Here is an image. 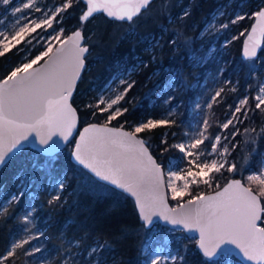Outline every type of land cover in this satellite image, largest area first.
I'll return each instance as SVG.
<instances>
[{
	"label": "trees",
	"instance_id": "obj_1",
	"mask_svg": "<svg viewBox=\"0 0 264 264\" xmlns=\"http://www.w3.org/2000/svg\"><path fill=\"white\" fill-rule=\"evenodd\" d=\"M222 2L155 0L131 22L113 20L105 14L82 22L86 4L83 0L75 1L66 11L63 25L67 34L83 27L91 53L73 104L79 112L81 126L97 122L129 130L149 118L161 120L176 109L167 118L175 120L174 124L139 133L149 140L152 153L165 166L169 158L180 157L179 149L173 145L194 133L195 127L204 120L210 125L206 132L208 143H212L220 132L218 121L224 120V113L230 112L239 99L247 96L246 109L250 116L243 120L242 127H254V131L244 150L242 145L234 149L236 152L232 157H235L237 171L230 172L226 168L215 173L214 186L206 192L221 188L229 178H241L257 192L260 191L259 184L248 181L247 177L259 170L264 160V132L259 123L260 113L253 103L264 78V47L255 60H244L241 49L245 32L254 21V13L264 6V0H238L235 5L245 15L233 23L232 32L239 37L231 38L228 34L230 42L210 54V42L204 30L222 7ZM185 9L189 15L181 18ZM100 21L107 25L105 33L100 28ZM172 40H176V44L171 43ZM22 55L11 49L0 56L1 79L21 65ZM193 57L204 59L202 63H196ZM125 77L127 81L120 84V90H125L128 84L132 87L127 90L120 107L128 111L108 123L109 112H101L95 105L111 81ZM221 88L224 91L217 97V102L212 103L213 92ZM208 104L212 107L204 109ZM103 107L105 105H100ZM67 149L53 160L26 148L1 170L0 206L7 207V212L0 216V255L22 236L36 237L25 245V249H18L16 256L5 264H65L66 259L71 264H89L92 258L87 255L88 246L95 240L107 241L110 246L95 257L102 264H142L146 259L143 246L150 231L141 221L134 201L75 164ZM245 159L247 164H244ZM21 176L27 178L31 187L23 189L24 195L17 202L6 204L12 195L21 191ZM85 176L89 179L85 180ZM61 180L64 187L59 189L56 184ZM56 196L59 200L49 203ZM33 208L31 222L25 225L23 216ZM85 236L87 239L79 248L66 243ZM191 245L195 248L196 260L190 258L189 249L187 253L184 251L185 262L181 264L187 261L211 264L198 251L196 242ZM33 247H39L41 251L34 256L24 254Z\"/></svg>",
	"mask_w": 264,
	"mask_h": 264
},
{
	"label": "snow or ice",
	"instance_id": "obj_2",
	"mask_svg": "<svg viewBox=\"0 0 264 264\" xmlns=\"http://www.w3.org/2000/svg\"><path fill=\"white\" fill-rule=\"evenodd\" d=\"M0 3L8 5L10 0H0ZM151 3L152 0H126L124 3L119 2V0H86L87 10L83 13L81 20L87 21L95 12L103 10L109 17L131 21L142 9H147ZM71 6L72 0H66V3L56 9L55 12H52L51 15L44 12L45 18L39 21L30 20L28 16L17 18L18 28L12 33L11 40L19 44L27 35L31 37L27 40V43L31 44L36 39L32 36V33L45 26L52 28V22L56 19V16ZM25 9L41 12L36 0H27L23 3L22 8L16 7L14 10L19 13ZM188 15L189 11L185 9L181 18ZM255 16L258 17V25L262 26L261 31L264 32V8L257 11ZM239 19H243V17L237 16L236 20L232 22L235 23ZM21 21L25 22L21 23ZM221 27L227 28L228 25L223 24ZM256 31L257 29L254 27L252 32L255 33ZM177 36H179V33H177ZM52 39L58 40L59 36H53ZM81 39L82 33L76 31L73 36L63 41L61 47L55 52H53L52 45L49 44L47 50L41 53L40 56L17 67L0 83V168L11 159L10 154L23 149V142L28 141L32 133L39 137V144L44 146L40 151L47 153L53 160L55 159L54 153L60 147V142L58 140L53 141V136L59 135L63 137L64 141H67L72 135V131L76 126V110L71 107L68 100L72 95L75 81L79 78L80 71L84 66V53L88 52L87 47L81 46ZM248 39L252 40V36H249ZM6 41H9L8 34L5 31H0V45L3 48V50H0V56L9 51V43ZM171 43L176 44V40H172ZM49 53H52V55H49ZM244 55L248 59L256 57L255 44L252 47L246 45ZM44 56L48 57L46 64L33 69V65ZM193 59L196 63H202L204 58L196 59L193 57ZM29 69L32 70L29 71ZM121 82L125 83V81ZM131 87L132 85L128 84V87L123 92L117 93L114 98L105 99L103 96L99 98V102L95 107L101 112H109L108 123L128 111L127 108L120 107H116L114 111L110 110L124 99L127 90ZM223 91L224 89L221 88L215 92L212 103L217 102V97H220ZM232 91H235V88ZM255 100L257 101L255 108L264 111V108L261 107L264 105V86L259 87ZM247 104V98L240 100L232 117L223 123L221 127L224 129H227L229 125L235 127L233 121L242 123L235 113H240ZM100 105H105V107L100 108ZM89 107H92V105H89ZM208 107L211 108L212 104H208ZM244 117L247 119V112L244 113ZM174 123L175 120L169 119H148L147 122L140 123L131 132L123 131L122 126L109 128L107 124L104 126L90 125L80 134L79 142L75 144L72 155L79 164L84 165L96 177L110 181L118 188L132 193L136 197L140 217L145 226H152L154 224L153 217L159 216L172 225L182 226V229L198 230V247L203 256L211 261V264H228V260L234 252V249L230 247L231 245H235L249 261L264 264V227L257 226L260 213L264 209L261 208L259 199L253 194L252 189L244 187L239 180L231 181L222 191L216 192L214 196L205 198L203 195H198L193 197L188 201V204L190 206L196 205L194 208L188 207L185 209L184 205L181 204L179 206L182 209L180 213H176L175 209L168 208L162 191L164 174L160 165L148 153L145 141L137 139L136 134L150 131L161 125ZM209 126L208 121L204 120V130L198 131L195 138H190L187 144L173 145L181 153H184L185 157H193L189 163L195 164L198 169V171L189 170L187 172V176L192 178L190 182L186 177L178 175L177 172L169 171L168 186L171 188L173 199L182 196L183 191H187L189 183L199 182L210 185V179L200 180L199 178L211 172H221L226 164H228V171H237V164L235 162L229 163L227 160L226 154H230L229 147L223 145L218 150V146L221 144V136L219 135L215 136L210 151L207 153L208 156L215 155L219 159L213 158L211 162L207 160L200 161V158L205 155V151L201 150L200 146L208 139L205 133ZM244 131L247 133L250 130L245 129ZM261 131L264 132V128ZM236 134H239V129L233 133V136ZM224 139L227 140L228 137H224ZM164 142L166 143V141ZM197 161L200 162L197 163ZM45 163L48 164L50 161H45ZM244 164H247V159H245ZM39 166L43 167V165ZM173 177L185 179L183 191H178L173 183ZM87 179L89 177L85 176V180ZM247 180L258 183L260 185V195L264 196V165H262L259 174H251L247 177ZM143 183L153 185L152 195L147 198H142L138 191ZM20 186L21 191L11 196L8 201L9 204L17 202L24 195L23 189L26 187V182L22 176ZM57 187L62 189L64 187L63 182L61 181ZM57 200H59V196L54 197L49 203H55ZM197 201L200 203L197 204ZM34 210L33 208L31 211L25 212L23 216L25 225L31 222V212ZM6 212L7 207H3L0 216ZM24 231H28L27 227ZM33 239H36V237L29 234L13 242L11 247L3 255H0V264H5V261L15 257L17 250L25 249V245H28L29 241ZM86 239V236L74 239L69 241V245L79 248L82 241ZM150 239V237L146 238L143 246L146 256L144 264H166L168 260H172L174 264L177 259L176 256L162 257L159 254V249L156 253L149 250ZM109 247L107 241L101 242L100 240H95L93 245H89L87 255L92 258L89 260V264H93V262L94 264H102L95 257L102 250ZM40 251L39 247H33L25 250L24 254L34 256L35 253ZM65 264H71V262L66 259Z\"/></svg>",
	"mask_w": 264,
	"mask_h": 264
},
{
	"label": "rangeland",
	"instance_id": "obj_3",
	"mask_svg": "<svg viewBox=\"0 0 264 264\" xmlns=\"http://www.w3.org/2000/svg\"><path fill=\"white\" fill-rule=\"evenodd\" d=\"M75 1H78V0H72V4ZM237 1L238 0H223L222 7H220L217 14L214 15V17L212 18V20L209 22L206 29L204 30V33L208 37V40L210 42V54H213V53H215V51L222 49L225 44L230 42V40L227 39L228 34L229 35L231 34V36H232L231 38H238L239 37L238 34L232 32V27H233L232 21L236 20L237 16L243 17L245 14L242 12V9H240V7L238 8L235 5L237 3ZM25 2H27V0H10V3L8 5H4L3 3H0V31H5L9 36V41H6L9 43V50L16 49L17 52L23 53V55L21 56L22 57L21 58L22 63L20 66H22L24 63L30 62L31 60L35 59V57L40 56L41 53H43L44 51L47 50L49 44L52 45V48L54 50L56 48V46L58 44H60L71 33L70 32L69 34H67L65 27L63 25V19L65 18L66 11L69 9V8H67L65 11L60 12L56 16V19L52 22L53 23L52 28H47V26H45L44 28L37 29L35 33H32V36L36 37V39H34L31 44L27 43V40L31 39V37H29L27 35L23 41H21L19 44H16V42L14 40H11V35L18 28V25L16 23L17 18L23 17V16H28L30 20L39 21V20L45 18L43 15L44 12H48L49 15H51L52 12H55L56 9L62 7L63 4L66 3V0H36L37 6L41 8V12H35L32 9H25L19 13L15 12L14 9L16 7L22 8L23 3H25ZM163 4H165V3H163ZM86 8H87V5H86ZM221 13H223V14H221ZM255 13H254V15H255ZM100 14H103V13H100ZM238 21L239 20H237L236 22H238ZM24 22L25 21H21V23H24ZM128 22H131V21H128ZM94 23H95V21L90 26H92ZM99 24H100V28L102 29V32L105 33L107 31L106 23L104 21H100ZM223 24H227L228 27L222 28L221 25H223ZM79 28L83 29V27H79ZM248 31L249 30H247L245 32V35L247 34ZM232 34H234V35H232ZM57 35L59 36V39L53 40L52 37L57 36ZM245 35H244V37H245ZM220 41H221V43L218 44ZM87 43L89 44L88 40H87ZM0 50H3L2 45H0ZM46 57L47 56L42 57L33 66L42 62ZM126 78L127 77L119 78L118 81H113V82L111 81L106 86L107 87L106 91L102 92L99 96L100 97L103 96V97H105V99H108L109 97L114 98V96L117 93L124 91V90H120V84H122L121 81L126 82L127 81ZM261 86H264V78H263V82L261 83V85L259 87H261ZM259 87H258V89H259ZM258 89L255 93V96L258 94ZM215 92L216 91L213 92V95L215 94ZM213 95L211 97H213ZM255 96H254V102L253 103L256 104L257 101L255 100ZM245 98H247V96H244L241 99H239L238 103L234 107H231L229 109L230 112L224 113L225 119L219 120L217 123L219 128H220V132L217 133V135L221 136V144H220V146H218V150L220 148H222L223 145H227L229 147L230 154H226V157H227V160L229 161V163L235 162V157H232L233 154H235V152H236L234 150L235 148L241 147V145H242L243 150L246 148V146H247L246 144L248 143L250 136L252 135V129H254V127H252V128H243L242 127V125L245 124V122L243 120H246L244 117V113L247 112V119L250 116V112H249V110L246 109V105L244 106V108H242L240 113H235V115L240 118L242 123H237L236 121H233V124L235 125V127H233V125H229V127L227 129L222 128L221 125L232 117L235 107L239 105V101L242 99H245ZM120 103H121V101H120ZM120 103L118 105H115L113 107V109L110 111H114L116 107H120ZM207 106L208 105L204 106V109H206ZM261 107L264 108V105H262ZM256 110H258V113H260L259 123L264 128V111H261V109H256ZM175 111H176V109H173L171 111V113H174ZM170 115H171L170 113L166 114V117H164L163 119H167ZM147 120L148 119H146L142 123L147 122ZM248 122H250V125L253 124V122H251V119ZM237 129H239V134H236L235 136H233V133L236 132ZM245 129H249L250 131L245 133V131H244ZM133 130H131V131H133ZM203 130H204L203 123L198 124L195 127L194 133H192L186 139H184L182 141H178L175 144H180V143L187 144L190 138H195L198 131H203ZM137 134L139 135V133H137ZM205 134L209 138L207 132ZM239 136H241L240 139L238 138ZM224 137H228V139L225 140ZM213 142H214V139H213L212 143ZM212 143L209 144L208 139H206L204 144H202L200 146V149L205 151V155L200 158V161L207 160L208 162H211V160L213 158L219 159L215 155H213V156L207 155V153L210 151ZM233 145H235V147H233ZM69 146H67L60 153L64 152L65 150H68L67 148H69V153L71 154L72 149H73V145H69ZM60 153H58V154H60ZM58 154H55L54 156H56ZM192 159H193V157H185L184 153L180 152V157L169 158L167 163L164 166L169 198H170V201L171 200L173 201V203L172 202L171 203L174 206L179 205L181 202H183L185 200L192 199L193 197H196L198 195H203V194L209 193V192H206V190L210 189L214 186L213 185V178H214V175L216 172H211V173H208L207 175H202L199 178L200 180L210 179V185H206V184L199 183V182L198 183H189V187H188L187 191H183V185L185 183V179H176L175 177H173V183L177 187L178 191H183V195L178 196L176 199L172 198V191H171V188L168 186L169 171L177 172L178 175H180L182 177H186L187 180L190 182L192 178L187 176V172L189 170L198 171V169L195 167V164L189 163V161H191ZM200 161H197V163H199ZM262 165H264V160H263ZM226 168H228V164H226L222 170H224ZM261 168H262V166H261ZM261 168L257 171L249 173V175L254 174V173L259 174ZM230 179L231 178H229V180ZM24 181L26 182V187H24V190H27L31 187V184L27 181V178H25ZM61 181H58L56 186ZM217 186H219V184H217ZM54 187L55 186H52V188H54ZM59 189H61V188H59ZM257 193L260 194V191H257ZM261 198L263 200L264 196H261ZM10 199H11V197L9 198V200ZM6 204H8V202ZM263 204H264V202H263ZM0 211H2V210L0 209ZM263 221H264V219H263ZM263 226H264V224H263ZM148 230L150 231L149 237L151 238L149 241V250L152 253H156L157 250L159 249L160 250L159 254L162 257L169 256V255L176 256L177 259L175 260L174 264H181L182 262H185L184 251L187 253V251L190 249V251L188 252V254H190L189 255L190 258L193 260L194 259L196 260V258H194L195 257V248L191 244L193 242L197 243V237L188 236L185 234V232L183 230L170 229L169 227L164 226L161 223H156L153 227L149 228ZM69 241H67L66 243L69 244ZM174 245H175V247H174ZM142 264H144V260L142 261ZM166 264H173V261L168 260V261H166ZM186 264H190L189 261H187ZM228 264H243V263L240 260H238L236 257L231 256L228 260Z\"/></svg>",
	"mask_w": 264,
	"mask_h": 264
},
{
	"label": "water",
	"instance_id": "obj_4",
	"mask_svg": "<svg viewBox=\"0 0 264 264\" xmlns=\"http://www.w3.org/2000/svg\"><path fill=\"white\" fill-rule=\"evenodd\" d=\"M154 1H155V0H152V3H153ZM83 2L86 4V0H83ZM119 2L124 3V2H126V0H119ZM262 8H264V6H262L259 10H261ZM86 10H87V8H86ZM86 10H85V11H86ZM144 10H146V9H142L141 12H140L139 14H141ZM259 10H258V11H259ZM85 11H84V12H85ZM100 13H103V14H105L106 16H108L107 13H106L105 11L101 10V11L95 12L91 17H89L88 20H90L93 16H95V15H97V14H100ZM139 14H137L136 16H138ZM82 15H83V14H82ZM82 15H81V17H82ZM136 16H134L133 19H134ZM108 17H109V16H108ZM109 18L114 19V20H118V19H116L115 17H109ZM133 19H132V20H133ZM88 20H87V21H88ZM132 20H131V21H132ZM87 21H83V20H82V22H87ZM120 21H128V20H120ZM254 27L257 29V31H256L255 33L252 32V29H253ZM261 27H262V26L258 25V17L255 16L254 21H253V23H252V25H251L249 31L247 32V34L245 35V37H244V39H243L242 49H241V56H242V58H243L244 60H255V59L259 58L260 53L262 52L263 47H264V32L261 31ZM76 31H80V32L82 33V39H81V41H80L81 46H82V47H87V48H88V52H87V53H84V56H83V59H84V66H83V68H82L81 71H80L79 78L75 81V85H74L73 90H72V95L70 96V98H69V100H68V103L71 105V107H72L73 109L76 110V126H75V128L73 129V131H72V135L68 138L67 141H64V140H63V137H61V136H59V135L53 136V138H52L53 141L58 140V141L60 142L59 150H58L57 152H55L54 155L60 153L61 151H63L67 146L71 145L72 143H73V149H72V152H73V151H74V148H75V144H76L77 142H79L80 134H82V133H83V130H84L85 128L89 127L90 125H97V126H104V125H105V124H102V123L93 122V123H89V124H86V125H84V126H81L79 112H78L77 108L75 107V105L73 104V98H74V96H75L76 93H77L79 83H80V81H81V79H82V77H83V75H84V73H85V71H86V69H87V66H88L87 57H88V55H89L90 52H91V47H90V45L87 43L86 35H85V32H84V30H83L82 28H76V29H75L74 31H72V32H71V33H70V34H69V35H68L63 41L67 40L68 37L73 36L74 32H76ZM249 36H252V40H249V39H248ZM63 41H62V42H63ZM62 42H61V43H62ZM61 43L58 44V45L56 46V48L53 50V52H55L58 48L61 47ZM254 44H255V47H256V57H254V58H252V59H248V58L245 57V55H244V49H245V46L248 45L249 47H252ZM49 55H52V53H50ZM47 61H48V57H46V58H45L42 62H40L39 64L33 66V69H35V68H40V67L44 66V65L46 64ZM31 70H32V69H29V71H31ZM6 78H7V77H6ZM6 78H3V79L0 78V83H2L3 80H5ZM107 127H109V128H119L120 126H114V125H110V124L108 125V124H107ZM123 131L131 132V130H129V129H127V128H124V127H123ZM136 136H137V139H143V140L145 141V147L148 149V153L153 157V159L156 161V163H157L158 165H160V168H161V170H162V172H163V174H164V176H163V188H162V191H163V194H164L165 202H166L167 205H168V208H170V209H175V210H176V213H180V212L182 211V209L179 207L181 204L184 205L185 209H187L188 207H193V208H194L196 205H191V206H190V205L188 204V201L191 200V199H189V200H185V201L181 202L179 205H176V206L172 205V203H171V201H170V198H169V193H168V187H167V182H166V174H165V168H164V166L158 161V159H157V158L154 156V154L152 153V151H151V149H150V147H149V145H148L149 141H148L146 138H144V137H142V136H140V135H138V134H136ZM23 143H24V147H23V149H21V150L15 152L14 154H10L11 159H13L16 155H18L20 152H22V151H23L24 149H26V148H32V149L38 151L39 153H41V154H43V155H45V156H48L47 153H45V152H41V151H40V149L43 148L44 146L39 144V137H36V134H35V133H32V134L29 136L28 141H24ZM72 152H71V160H72L75 164H77L78 166L82 167L84 170H86L89 174H91V175H92L95 179H97L98 181H100V182H102V183H104V184H107V185H109V186H111V187L117 189L118 191L123 192V193L126 194L127 196H129V197L134 201L135 206H136V209H137L138 214H139V217H140L139 208H138V205H137V203H136V197L133 196L132 193L127 192V191H125L124 189L118 188L116 185L112 184L110 181H105V180H103V179H101V178H99V177H96L93 173L90 172L89 169L85 168L84 165L79 164V162H77V161L74 159V157H73V155H72ZM11 159H9V160L7 161V163H8ZM7 163H6V164H7ZM6 164H5V165H6ZM5 165H4V166H5ZM4 166H3L2 168H0V172H1V170L4 168ZM233 180H239V181L241 182V184H242L244 187L251 188V187H249V186H248V185H247V184H246L241 178H231V179H230L226 184H224L221 188L217 189L216 191H213V192H209V193L203 194V196H204L205 198H207L208 196H214V195L216 194V192H218V191H222L223 188L226 187V186H227L231 181H233ZM251 189H252V188H251ZM138 191H139V193H140V195H141L142 198H147V197H149V196L152 195V192H153V185H152L151 183H143V184L140 185ZM252 192H253L254 195H256V196L258 197V199H259V204H260L261 208L264 209L263 200H262L260 194L257 193L256 191H254L253 189H252ZM198 203H200V202L197 201V204H198ZM140 219H141V217H140ZM263 219H264V211H262V212L260 213V219L257 221V226H258V227H264V226L262 225V221H263ZM153 220H154V224H153L152 226H146V228L149 229V228L153 227L156 223H161L162 225L167 226V227H169L170 229H174V230L180 229V230H183V231L185 232V234L188 235V236H191V237H197V248H198V251L203 255L202 251H201V250L199 249V247H198V241H199V231H198V230L193 229V230L189 231V230H187V229H182V226H179V225H172V224H170V223L164 221V220H163L162 218H160L159 216H154V217H153ZM141 221L144 223V221H143L142 219H141ZM230 247H232V248L234 249V252H233L232 256L236 257V258H237L238 260H240L243 264H257V261H249V260L247 259V257L243 256V253L240 252V250H239L238 248H236L235 245H231ZM205 258H206V257H205ZM207 259H208V258H207Z\"/></svg>",
	"mask_w": 264,
	"mask_h": 264
}]
</instances>
